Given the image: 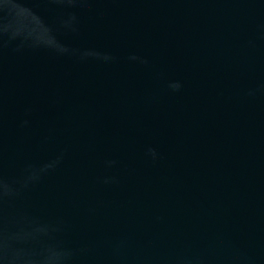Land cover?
<instances>
[{
    "label": "water",
    "instance_id": "95a60500",
    "mask_svg": "<svg viewBox=\"0 0 264 264\" xmlns=\"http://www.w3.org/2000/svg\"><path fill=\"white\" fill-rule=\"evenodd\" d=\"M0 264H264V0H0Z\"/></svg>",
    "mask_w": 264,
    "mask_h": 264
}]
</instances>
